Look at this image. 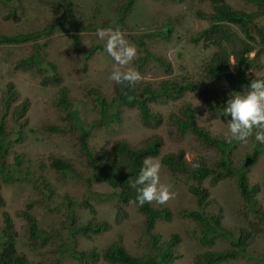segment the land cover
<instances>
[{"label": "rangeland", "instance_id": "obj_1", "mask_svg": "<svg viewBox=\"0 0 264 264\" xmlns=\"http://www.w3.org/2000/svg\"><path fill=\"white\" fill-rule=\"evenodd\" d=\"M225 1L234 10H255V6L248 0ZM124 2L125 0H19L18 3L8 4L0 0V33L30 32L68 12L81 27L80 30L73 31L68 25H59L50 34L43 35L36 41L0 45V112L1 98L7 90L12 100L11 106L17 108L16 112H20L16 121L11 119L16 117L10 113L3 119L5 131L9 134L6 161L13 163L16 156L21 161L19 167H15L17 172L14 175L21 178L20 181L3 182L0 179L3 200L0 205V237L7 224L4 217V213H7L10 233L17 250L33 264H48L53 247L61 241L66 242L68 247L95 249L98 252L117 242L134 256H143L152 250L149 235L144 230L143 216L137 206L134 203L118 202L117 197L113 196L117 189L104 181L88 178L91 170L87 158L74 145V122L68 119L70 117L64 108L56 104L60 87L67 90L70 107L75 110L81 125L89 129L88 144L94 153L112 154L113 144L117 141L136 146L142 145L151 137L160 139L159 155L146 160L160 163L159 183L168 186L175 197L164 204L155 200L150 204L156 208H168L172 212L170 220H158L153 229L161 242L169 239L172 234L180 236L172 264H195L196 254L205 250H220L230 245L227 240L216 239L210 245L200 247L197 234L193 232L197 222L179 214L180 210L198 209L205 215H216L224 230H230L234 235L246 226L245 216L255 215L243 208L236 175L222 179L207 176L195 181L189 175L171 173L161 163L162 156L179 150H183L192 170L193 164L198 161L211 165L220 159L219 151L204 145L192 132L186 130L174 135L173 129L166 124V118L171 113L181 115V107L192 106L195 109L196 124L226 144L231 166L235 169L243 166L246 158L258 150L255 162L244 167L249 186L256 185L258 188L254 196L255 206L264 214V144L255 139L258 129L253 130L246 142L232 139L223 115L212 112L213 105L222 104L226 97L213 102L201 96L202 91H210L213 96V91L221 92L226 86L225 82L210 81L204 77V62L217 50L215 45L207 44L201 34L209 25L207 16L212 11L211 0H132L124 21L120 24L124 39L137 50L136 57L129 65L120 66L122 72L134 69L141 74L140 81L152 87H158L161 81L172 80L174 77L180 83L191 84L190 89L179 97L146 102L150 111L159 113L163 118L156 127L142 123L136 106L128 107L113 102L115 83L109 76L115 61L105 51L107 36L101 39L97 31H115L102 27L101 22L115 20V7ZM8 13L14 15L7 19ZM89 23L94 26H87ZM251 24V29H254L255 24L264 26V16L256 17ZM231 27L237 29L236 26ZM72 33L79 35L83 48L94 44L103 47L89 57H84L74 48ZM254 33L251 34L255 35ZM135 38L143 46L136 44ZM258 48L260 51L255 59V66L247 72L255 77H264V45ZM257 49L253 51L255 55ZM35 51L42 60L40 70L16 67L18 61L31 56ZM145 51L152 56L140 64L137 59ZM155 58L164 60L167 67L158 64ZM231 61L233 62V58ZM53 75L60 78L59 83H46L43 76ZM228 90V95L247 92L243 88L233 91L227 86L225 91ZM97 95L103 99L104 109L96 101ZM142 98H145L144 94ZM23 101H26V106L18 109ZM103 118H110L108 125L103 121L100 123ZM52 124L60 125L62 131H48L46 127ZM50 156L67 159L78 174H59L50 167ZM26 170L38 179L40 188H34V184L27 179ZM191 185L208 190L206 204L203 201L202 207L196 206V197L189 189ZM84 203L91 204L94 211ZM28 204L31 205L29 211L35 218L37 227L52 233L43 246L33 247L29 243L28 224L21 214ZM67 209L73 212L77 223L93 219L95 222L106 223L108 227L88 237L73 235L69 222L65 221ZM58 264L80 263L69 255H63L59 257ZM92 264L116 263L99 259ZM218 264H264V232H258L243 254Z\"/></svg>", "mask_w": 264, "mask_h": 264}, {"label": "trees", "instance_id": "obj_2", "mask_svg": "<svg viewBox=\"0 0 264 264\" xmlns=\"http://www.w3.org/2000/svg\"><path fill=\"white\" fill-rule=\"evenodd\" d=\"M18 1L19 0H3L4 3L8 4L12 2L18 3ZM131 1L132 0H125L122 4L118 3L119 5L115 7L116 19L110 22H101V26L115 30L119 29L121 31V25ZM248 1L252 2L255 6V10L252 12L234 10L225 0H211L212 11L207 16L210 20L209 25L201 32L206 43L213 44L217 48L209 60L204 62V77L210 81H221L226 83V86L221 92L213 91V96H211L210 93L212 92L210 91L207 93L204 91L201 92V96L207 101L215 102V100L226 97L222 104L215 103L216 105H213L212 112L214 114H220L226 100L233 96L228 95L230 90L227 92L225 91L227 86L233 91L238 90V88L247 90L248 84L252 79L264 78L252 76L247 72L248 69L255 66V59L258 58V53L260 51L257 47L264 45V26H257L255 24L254 29L250 28V24L256 17L264 16V0ZM11 11L14 13L13 10ZM13 13H8L6 18H10L11 15H14ZM14 18L16 17L14 16ZM59 25H68V28L73 31L81 29L79 23L71 17L68 12L65 15H59L56 20L41 26V28L36 30L33 29L30 32L20 31L11 34L0 33V45L36 41L41 36L50 34ZM91 25L94 26V24L90 23L87 26L91 27ZM230 25L236 26L237 29L232 28ZM252 32H255V35H252ZM134 41L136 44L143 46L136 38ZM72 43L74 48L82 53L84 57H89L103 47L102 45L94 44L89 48H83L77 33H72ZM255 49H257L256 55L250 57V54ZM150 56L152 55L148 51H145L144 55L137 60L140 64H143ZM231 58H233V62ZM39 59L38 53L35 51L31 56L18 61L16 67L21 69L36 68L40 70V61L42 60ZM155 60L161 66L167 67L164 60L156 58ZM234 62L235 64H233ZM43 78L46 83H59L60 81V78L58 76L56 77V75L52 77L43 76ZM172 80L168 79L163 82L161 81L158 87H152L150 84L144 83L143 81L136 82L134 87L115 84L113 102L128 107L136 106L139 110L142 123L150 127H156L162 122L163 118L159 113L150 111L146 102L148 100L174 99L181 96L184 91L186 92L191 87L190 82L185 84L180 83L176 80V77L172 78ZM9 90L11 91L10 88ZM141 92L145 94L144 99L140 98ZM7 93L8 90L1 98L2 103L0 112V179L3 182L20 181L21 179L14 176L17 172L15 167H19L21 162L19 156H16L13 163H7L6 161L9 147V134L5 131L3 119L9 113L13 117H16L11 118L14 121L20 116V112H16L17 108L11 106L12 100L9 96L10 93ZM59 93L60 95L56 99V104L64 108L66 114L70 117L68 119L74 122L75 126L72 128L74 131V145L87 158L91 170L90 177L88 176V178L90 180L104 181L113 189H117V191L113 193V196L117 197L118 202L123 204L134 203L137 206V210L143 216L144 230L149 235V242L152 244V250L146 255L134 256L128 253L125 248L117 242L112 243L102 252H98L95 249L81 250L70 246L68 247L66 242L61 241L53 247L48 264H58L59 257L63 255L71 256L80 264H92L99 259L116 264H172L176 247L180 242V236L178 234H172L169 239L161 242L153 233L156 222L158 220H170L172 212L168 208L153 207L150 203L139 206L135 201L136 192L129 186L130 182L134 181L138 176L141 168L144 166L145 160L159 155V148L161 145L160 139L151 137L144 141L142 145L136 146H131L125 141H117L113 144L112 154L94 153L88 144L89 129L81 125L75 110L71 109L67 99V90L60 87ZM96 101H98L102 105V109H104L105 103L99 95H97ZM25 106L26 101H23L18 105V109ZM179 112L181 115L171 113L168 118H166V124L173 129L174 135L185 132L186 130L192 132L204 145L211 146L219 151L221 153L220 159L216 160L211 165H207L203 161H198L199 167H194L192 170L184 157L183 150H179L177 153L162 156L161 163L167 166L171 173H183L189 175L195 181L201 180L207 176L222 179L224 177L236 175L237 187L243 200V208L246 212L255 214L253 217L245 216L244 219L247 222L246 226L240 228L238 234L234 235L232 231L224 230L216 215H205L198 209L180 210L179 214L197 222L196 226L193 227V232L197 234L196 239L200 247L208 246L216 239H224L230 243L229 247L220 250H205L196 254L194 258L195 264H218L230 261L245 252V248L253 243L258 232H264V214H262L263 212L261 210L256 208V200L254 199L258 188L256 185L249 186L244 165L239 169H235V167L231 166L228 157L229 153L225 149L226 144L220 139L212 137L209 132L196 124L194 117L195 109L192 106L185 105L183 108L181 107L179 109ZM16 113H18V115H16ZM109 119L110 118H103L100 120V123L103 121L108 125ZM46 128L50 132L62 131L61 126L57 124H52ZM257 154L258 150L252 152V163L255 162ZM49 165L53 170L62 175L66 172H74L72 163L61 156H50ZM25 173L28 175L27 179L34 184V188H40L38 179L30 175L28 170H26ZM74 173L78 174V171ZM43 189L47 188L43 187ZM189 189L196 197L195 202L198 208L203 206V201H205L206 204V198L208 197V190L206 188L191 185ZM2 204L3 200L0 194V205ZM84 204L89 207L90 210L94 211L91 204ZM30 208L31 205L28 204L27 209L21 212L28 224L29 243L33 247L43 246L47 243L52 233L37 227L35 218L29 211ZM256 215L258 216L257 218ZM4 217L7 224L3 229L2 237H0V264H33L24 254L19 253L17 250L10 233V220L7 213H4ZM65 221L69 222V229L73 235L82 234L86 237L91 234H98L108 227L106 223L95 222L93 219L87 222L77 223L70 209H67Z\"/></svg>", "mask_w": 264, "mask_h": 264}, {"label": "clouds", "instance_id": "obj_3", "mask_svg": "<svg viewBox=\"0 0 264 264\" xmlns=\"http://www.w3.org/2000/svg\"><path fill=\"white\" fill-rule=\"evenodd\" d=\"M97 35L101 39L107 36L105 51L115 61L109 79L116 85L134 87L136 82L142 79L141 74L131 68L122 72L120 66L129 65L133 61L137 55L136 48L127 43L119 29L115 31L99 29ZM250 55L254 57L255 53L253 52ZM142 96L143 93L141 92L140 98L144 99ZM220 114L227 121L228 133L232 139L246 142L247 138L252 135L253 130L258 129L255 139L264 144V78L252 79L248 84L246 93L240 94V92H237V94L228 98ZM193 167H199L198 162L194 163ZM160 168L161 165L158 161L145 160L138 176L130 182L129 186L135 190V201L139 206L153 200L164 204L175 197V193L170 192L168 186L160 185Z\"/></svg>", "mask_w": 264, "mask_h": 264}, {"label": "water", "instance_id": "obj_4", "mask_svg": "<svg viewBox=\"0 0 264 264\" xmlns=\"http://www.w3.org/2000/svg\"><path fill=\"white\" fill-rule=\"evenodd\" d=\"M252 161L251 157H247L245 162H244V166H247L248 164H250V162Z\"/></svg>", "mask_w": 264, "mask_h": 264}]
</instances>
